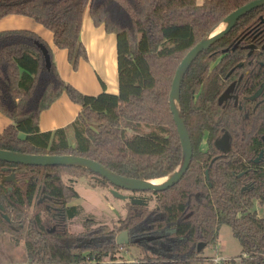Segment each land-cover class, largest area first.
I'll list each match as a JSON object with an SVG mask.
<instances>
[{"label": "trees", "instance_id": "trees-1", "mask_svg": "<svg viewBox=\"0 0 264 264\" xmlns=\"http://www.w3.org/2000/svg\"><path fill=\"white\" fill-rule=\"evenodd\" d=\"M252 1L0 0V21L21 16L42 25L55 46L67 52L74 71L88 59L81 40L88 11L96 27L116 35L119 79L118 94H83L62 79L38 33L0 31V113L12 121L0 132V150L84 157L131 179L168 176L183 156L170 107L175 74L192 48ZM37 43L48 49L50 69ZM249 44L259 49L247 57ZM263 45L264 6L242 17L192 64L182 83L181 105L193 159L177 185L155 193L153 207L127 201L125 217L103 224L92 214L83 216L81 205H71L80 196L72 180L66 183L62 176H95L96 187L114 188L106 179L81 168L0 162V170L11 165L30 180L4 193L0 177V232L23 238L27 264H104L131 248L140 250L143 264H203L204 250L217 244L227 225L242 246L241 260L231 264H264V216L256 211L264 207V155L254 163L264 153V101L248 99L264 81ZM242 74L236 91L242 108L233 100L219 105L224 90ZM65 93L80 106L78 117L66 128L42 132L41 114ZM226 132L232 150L223 154L215 142ZM42 194L50 198L47 219L25 210ZM78 220L83 231L71 232V222ZM123 232L129 233L128 245L117 244ZM148 237L154 239H143ZM201 243L206 246L198 251Z\"/></svg>", "mask_w": 264, "mask_h": 264}, {"label": "water", "instance_id": "water-1", "mask_svg": "<svg viewBox=\"0 0 264 264\" xmlns=\"http://www.w3.org/2000/svg\"><path fill=\"white\" fill-rule=\"evenodd\" d=\"M264 6V0H255L247 5H244L231 14H229L222 23L204 39H202L194 48H192L182 60L172 83V89L170 94V107L171 112L174 116V121L178 129L179 138L183 150V156L181 163L177 169L169 174L168 176L157 179V180H138L122 177L111 170L107 169L103 165L79 156L64 155V156H54V155H29L16 153L6 150H0V162H5L9 164H21L25 166H36V167H51V166H64L81 168L90 171L96 175L109 181L113 187L110 192L115 197L124 202L130 201L134 205H148L144 199L136 197L134 195H127L120 192L121 190L129 192H148L160 193L169 190L170 188L177 185L183 177L186 175L192 159H193V145L189 131L186 126V122L182 112L181 105V88L184 78L195 62V60L203 53L209 50L213 45L222 40L226 35H228L239 22V20L252 12L255 9ZM38 48L41 50L46 67L51 68V56L48 49L40 43H37ZM253 49V48H252ZM234 89V84L231 85L225 93L220 97L219 104H222L225 100L230 98V94ZM264 90V85L261 90L257 92L252 99L258 97ZM216 147L222 152H229L231 149L230 136L225 134L220 140L216 141ZM258 161V159L256 160ZM2 210L3 207L0 206ZM7 219V217H5ZM147 241H151L154 238L148 237L143 238ZM130 236L128 232H123L117 237L118 245H128L130 243ZM141 240H136L135 242H140ZM205 244L201 243L198 246V251H202L205 248Z\"/></svg>", "mask_w": 264, "mask_h": 264}, {"label": "rangeland", "instance_id": "rangeland-1", "mask_svg": "<svg viewBox=\"0 0 264 264\" xmlns=\"http://www.w3.org/2000/svg\"><path fill=\"white\" fill-rule=\"evenodd\" d=\"M200 2L203 0H199ZM87 18L91 21L89 17V12L87 11ZM14 19H10V17L3 19L0 21V24L3 22H7V20H20V22L24 23L22 27L18 29H27L34 31L41 35L43 39L47 42L50 49L52 46V33L44 28L42 25L36 23L34 20L21 16H12ZM34 28H40L39 31L42 32L40 34ZM3 30H12V28H4ZM44 35V36H43ZM54 50L55 47H53ZM52 48V49H53ZM53 59L55 64L58 61L56 56V51L53 52ZM116 50H113L112 57L116 59V54H114ZM67 64V63H66ZM67 67V65H65ZM57 67V64H56ZM58 69V67H57ZM59 71V70H58ZM60 73V72H59ZM68 83V82H67ZM66 94V93H65ZM7 121L8 124H5ZM11 124V120L8 118L0 117V132L3 129ZM6 125V126H5ZM206 139H204L201 149H206ZM63 180L68 183L73 184L75 190L79 194V198L74 200L71 205H81L84 208L83 216L93 215L103 224L113 225L118 219L125 217L126 215V207L129 203L124 202L118 198H115L109 188H105L102 186H95V182L97 179L95 176H86V177H76L65 174L62 176ZM125 191V190H124ZM123 190L120 191L123 194H126ZM41 198V197H40ZM155 202L153 201L149 206L153 207ZM45 206L43 204L38 205V200L31 206L26 208V212L29 213L30 216L36 213H40L42 216H45L44 212ZM256 211L260 216H264V207H256ZM45 219H47L45 217ZM53 225L51 226V228ZM71 232L80 233L83 231V227L80 221H72L69 227ZM18 235L13 234L12 231L6 230L4 232H0V264H26L27 263V255L24 240L21 239ZM121 254L124 256L123 258L118 259L117 261H111V264H122V261L125 260H138L139 257H142L140 250L136 248L124 249ZM242 254V246L238 239H236L232 233V230L229 226L224 225L221 227L219 233V240L216 245L209 246L204 250V260L211 257H223L225 259H233L238 258ZM144 260V259H143ZM106 263L109 260H105ZM145 261V260H144ZM147 261V260H146ZM25 262V263H23ZM110 263V262H109Z\"/></svg>", "mask_w": 264, "mask_h": 264}, {"label": "crops", "instance_id": "crops-1", "mask_svg": "<svg viewBox=\"0 0 264 264\" xmlns=\"http://www.w3.org/2000/svg\"><path fill=\"white\" fill-rule=\"evenodd\" d=\"M86 12L83 17L81 40L87 48L88 59H82L78 69L74 71L68 61L67 52L55 46L52 34V46L56 50L53 47L51 50L53 52L56 51L58 70L64 81L83 94L98 95L104 91L118 94L119 79L116 35L114 33H107L104 26L96 27L91 18V21L88 20ZM10 19H14V17H10ZM23 25L24 23L20 22V20H7V22L0 24V30L4 28H24L25 26L22 27ZM39 29L34 28V30L42 34ZM114 49L116 50L114 53L116 54V59L112 57ZM80 110L79 105L72 102L67 94H63L58 101L41 114L40 130L42 132H49L68 127L76 120ZM0 117L7 118L1 113ZM5 124H8L7 121Z\"/></svg>", "mask_w": 264, "mask_h": 264}, {"label": "flooded vegetation", "instance_id": "flooded-vegetation-1", "mask_svg": "<svg viewBox=\"0 0 264 264\" xmlns=\"http://www.w3.org/2000/svg\"><path fill=\"white\" fill-rule=\"evenodd\" d=\"M226 37V36H225ZM224 37V38H225ZM238 45V44H237ZM237 45L236 46H234V48L233 49H235L236 47H237ZM246 48H247V50H248V54H247V57H250L252 54H253V52L254 51H256V50H258L259 48H258V46H256V45H254V44H249V45H247L246 46ZM253 48V49H252ZM262 49L264 50V45L262 46ZM262 65H263V63H261ZM242 64H240L239 66H241ZM245 77V74H242V75H240L239 76V78H238V80H235V81H233V82H231L229 85H228V87L224 90V92L222 93V95L225 93V91L231 86V85H233L234 84V89H233V91H232V93L230 94V98H228L227 100H225L222 104H219V99H220V97L222 96H220L219 97V99H218V104L219 105H223L225 102H227V101H230V100H233V102H234V105L235 106H239L240 108H242L241 106H240V101H239V97H238V95L236 94V91H237V86H238V83L239 82H241L242 80H243V78ZM264 85V81L261 83V85L257 88V90L254 92V94H252L251 96H249L248 97V99L249 100H251V101H258V103L257 104H259V102H263L264 101V90L261 92V94L258 96V97H256L255 99H252V97L257 93V92H259L260 90H261V88H262V86ZM247 98V97H246ZM225 134H229V133H224V135ZM223 135V136H224ZM222 136V137H223ZM229 136H230V134H229ZM221 137V138H222ZM221 138H219L218 140H220ZM218 140H216V141H218ZM216 143V142H215ZM230 144H231V136H230ZM215 146H216V144H215ZM217 148V147H216ZM218 149V148H217ZM219 150V149H218ZM231 150H232V145H231V149H230V151L229 152H222V151H220V152H222L223 154H228V153H230L231 152ZM263 155H264V153H263V151L262 152H260V154H259V156L254 160V163L255 164H258L259 162H261L262 161V159H263ZM258 159V161H256ZM7 164H9V163H7ZM0 177H1V181H2V184H1V187H2V189H3V191H4V193H8V192H11L12 190H13V188H14V186H16V185H18V186H21V187H23L24 186V183L26 184V183H29V179L28 178H24L23 177V175H22V173L21 172H18V170L16 171V167H14V166H11V165H7V166H4V167H1V170H0ZM110 189V191L113 189V188H109ZM115 189V188H114ZM42 191H44V189H42ZM122 191V190H121ZM124 191V190H123ZM124 192H126V194L127 195H134V196H136V197H139V198H142V199H144L145 200V202H147L148 203V205H150L153 201H154V199H155V193H153V192H151V191H148V192H129V191H124ZM41 197V198H40ZM47 199H50V198H48V196L46 195V194H42V195H38V196H36V199H34V201H33V204L35 203V201H37L38 200V205H40V204H43L44 206H45V208H44V212H47V210L49 211L50 210V208H49V204H48V202H47ZM149 199H151V200H149ZM127 202V201H126ZM148 205H146V206H148ZM0 206H2L1 204H0ZM3 207V206H2ZM57 209V208H56ZM58 210H61V209H59L58 208ZM0 211L1 212H4V208L1 210L0 209ZM57 213V212H56ZM45 214V213H44ZM59 216V218L62 216L61 214H59V213H57ZM41 215V214H40ZM4 218L5 217H7L6 215H4L3 216ZM41 217L42 218H47V216L45 215H41ZM54 218H56V217H54ZM6 219V218H5ZM7 221H9V219H8V217H7V219H6ZM56 230V226H53L52 227V229L50 230L49 229V231H51V232H54Z\"/></svg>", "mask_w": 264, "mask_h": 264}, {"label": "built area", "instance_id": "built-area-1", "mask_svg": "<svg viewBox=\"0 0 264 264\" xmlns=\"http://www.w3.org/2000/svg\"><path fill=\"white\" fill-rule=\"evenodd\" d=\"M241 258H233L231 259H225L223 257L217 256V257H211V258H207L204 260L203 264H231L232 261H240ZM110 262V263H109ZM108 263H106V261L104 262V264H111V261L109 260ZM122 264H143L142 261L140 260H125L122 261Z\"/></svg>", "mask_w": 264, "mask_h": 264}]
</instances>
